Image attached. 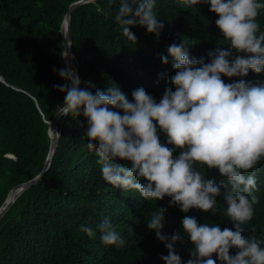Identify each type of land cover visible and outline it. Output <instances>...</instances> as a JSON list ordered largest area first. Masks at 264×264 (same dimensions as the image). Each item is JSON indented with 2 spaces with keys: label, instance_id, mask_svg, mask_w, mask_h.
<instances>
[{
  "label": "trees",
  "instance_id": "trees-1",
  "mask_svg": "<svg viewBox=\"0 0 264 264\" xmlns=\"http://www.w3.org/2000/svg\"><path fill=\"white\" fill-rule=\"evenodd\" d=\"M74 1L0 0V206L13 186L41 170L46 158L45 120L51 119L65 98L54 87L65 81L53 69L66 67L62 21ZM118 10L119 0L111 9L108 0H92L70 12L75 70L81 87L90 82L93 93L117 85L131 100L132 90L142 86L159 101L175 74L172 58L167 65L161 60V55H168L169 45L184 41L192 46V57L206 61L216 47L228 46L208 4L185 7L180 0H156L154 11L164 24L160 37L157 40L146 28L136 26L131 28L136 43L115 22ZM257 23L264 32V9ZM58 126V144L48 169L0 218V264H165L161 256L168 255V250L147 226L158 207L167 208L164 234H181L175 248L185 264L192 247L182 231L185 215L201 224L234 230L222 214L197 209L184 213L178 206L169 207V197L151 200L134 213V205L102 179L98 157L84 135L86 120L64 116ZM201 172L217 184L225 180L216 169L203 166ZM260 190L254 217L245 226L246 236L264 234V184ZM225 191L221 188L218 207H224ZM104 218L111 220L125 240L123 247L102 243L97 225ZM81 224L91 226L95 236L81 232Z\"/></svg>",
  "mask_w": 264,
  "mask_h": 264
},
{
  "label": "clouds",
  "instance_id": "clouds-1",
  "mask_svg": "<svg viewBox=\"0 0 264 264\" xmlns=\"http://www.w3.org/2000/svg\"><path fill=\"white\" fill-rule=\"evenodd\" d=\"M114 2L108 0L109 9ZM180 2L185 7L210 5L228 46L216 47L206 61L192 57V46L184 41L169 45L161 60L167 65L172 58L175 74L168 83L175 90L166 87L159 101L142 86L132 90L131 100L117 85L93 93L90 82L81 87L74 61V68L53 69L65 81L54 85L65 93L56 115L86 120L84 135L98 157L102 179L134 205V213L151 200L169 197V207L222 214L232 223L234 230L185 215L182 231L192 245L186 264H264V234L244 235L264 184V32L257 23L264 3ZM155 4L156 0H119L115 22L122 34L136 43L131 28L141 26L158 40L164 24ZM250 71L253 74L242 79ZM203 166L218 170L225 180L217 184L206 178ZM221 188L226 190L223 208L217 206ZM166 212L158 207L147 226L168 250L161 256L165 264H185L175 248L182 240L180 232H163ZM97 227L104 245L124 246L109 218ZM79 230L95 236L89 225L81 224Z\"/></svg>",
  "mask_w": 264,
  "mask_h": 264
},
{
  "label": "water",
  "instance_id": "water-1",
  "mask_svg": "<svg viewBox=\"0 0 264 264\" xmlns=\"http://www.w3.org/2000/svg\"><path fill=\"white\" fill-rule=\"evenodd\" d=\"M92 0H77L69 4L67 11L64 15L63 21H62V26L64 25V38H63V59L65 62V65L70 68H74L73 65V53H72V46H71V29H70V12L73 8L76 6L86 3ZM75 69V68H74ZM1 78V77H0ZM59 115H56V112L54 115L51 117L50 120H45V122L48 125L47 129V135L49 138V146H48V151L46 158L43 162L41 170L33 177L30 179L19 183L15 186H13L9 191L8 194L3 202V204L0 206V218L2 215L5 213V211L12 205V203L15 201L16 197L25 189L30 187L32 184L36 183L37 181L40 180V178L43 176V174L46 172L48 169L54 152L56 150L57 144H58V138H59V127H58V120H59Z\"/></svg>",
  "mask_w": 264,
  "mask_h": 264
},
{
  "label": "bare ground",
  "instance_id": "bare-ground-1",
  "mask_svg": "<svg viewBox=\"0 0 264 264\" xmlns=\"http://www.w3.org/2000/svg\"><path fill=\"white\" fill-rule=\"evenodd\" d=\"M64 28H65V27H64V25H63V26H62V31H64Z\"/></svg>",
  "mask_w": 264,
  "mask_h": 264
}]
</instances>
